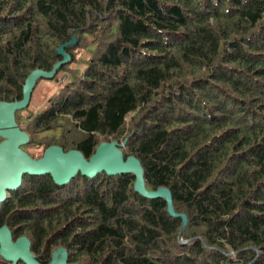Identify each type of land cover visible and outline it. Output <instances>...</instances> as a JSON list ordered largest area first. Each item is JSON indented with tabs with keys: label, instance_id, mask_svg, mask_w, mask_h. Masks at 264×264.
<instances>
[{
	"label": "trees",
	"instance_id": "16d2710c",
	"mask_svg": "<svg viewBox=\"0 0 264 264\" xmlns=\"http://www.w3.org/2000/svg\"><path fill=\"white\" fill-rule=\"evenodd\" d=\"M59 63L46 107L15 113L22 149L116 143L172 208L134 171L24 175L0 209L13 241L40 264H264V0H0V102Z\"/></svg>",
	"mask_w": 264,
	"mask_h": 264
},
{
	"label": "water",
	"instance_id": "95a60500",
	"mask_svg": "<svg viewBox=\"0 0 264 264\" xmlns=\"http://www.w3.org/2000/svg\"><path fill=\"white\" fill-rule=\"evenodd\" d=\"M67 59L64 60V63ZM57 64L51 73L37 70L31 73L24 87V98L21 102H0V209L1 204L8 198V193L18 189L23 182L24 175H51L58 184L68 183L78 173L94 178L101 172L118 175L134 171L137 176L136 190L148 198L165 195L172 208L171 193L164 188L156 192H148L143 179V169L140 162L130 157L119 165L113 164L112 155L118 150L117 144H101L97 152L87 160L79 151L64 152L60 147H50L43 158L33 159L22 146L30 142L29 135L24 132L15 120V113L23 111L30 105L33 89L39 78L53 79L57 72ZM121 153V152H120ZM185 218V217H184ZM187 220L185 218V225ZM1 255L9 262L17 264H40L31 253V244L26 237L13 241L8 227L0 228ZM49 264H68L67 251L59 248L53 253Z\"/></svg>",
	"mask_w": 264,
	"mask_h": 264
},
{
	"label": "rangeland",
	"instance_id": "374dc122",
	"mask_svg": "<svg viewBox=\"0 0 264 264\" xmlns=\"http://www.w3.org/2000/svg\"><path fill=\"white\" fill-rule=\"evenodd\" d=\"M67 76L68 75L66 73L59 72L56 79L45 78L36 84L35 88L33 89L29 110L22 111L23 122L25 121L24 113H38L46 107L49 99L60 91L63 83L67 79ZM120 156V152H115L112 155L113 164L119 165L122 163V159Z\"/></svg>",
	"mask_w": 264,
	"mask_h": 264
},
{
	"label": "bare ground",
	"instance_id": "6f19581e",
	"mask_svg": "<svg viewBox=\"0 0 264 264\" xmlns=\"http://www.w3.org/2000/svg\"><path fill=\"white\" fill-rule=\"evenodd\" d=\"M185 219V218H184Z\"/></svg>",
	"mask_w": 264,
	"mask_h": 264
}]
</instances>
